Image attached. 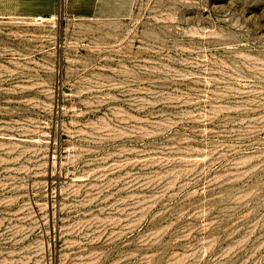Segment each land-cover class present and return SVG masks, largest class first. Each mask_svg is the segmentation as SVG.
I'll return each mask as SVG.
<instances>
[{"label":"rangeland","instance_id":"obj_1","mask_svg":"<svg viewBox=\"0 0 264 264\" xmlns=\"http://www.w3.org/2000/svg\"><path fill=\"white\" fill-rule=\"evenodd\" d=\"M0 264H264V0H0Z\"/></svg>","mask_w":264,"mask_h":264}]
</instances>
